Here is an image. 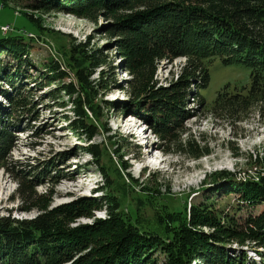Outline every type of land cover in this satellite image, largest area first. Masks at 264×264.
<instances>
[{"label":"trees","instance_id":"1","mask_svg":"<svg viewBox=\"0 0 264 264\" xmlns=\"http://www.w3.org/2000/svg\"><path fill=\"white\" fill-rule=\"evenodd\" d=\"M28 1L31 10L71 14L93 23L102 12L112 16L115 24L110 31L119 38L116 46L122 58L119 69L130 77L126 82L128 88L122 89L133 110L128 117H141L140 108H133L146 100L150 104V120L161 119L156 132L165 144L174 143L171 139H175V127L180 119L192 118V109H187L190 99L221 122H241L255 109L258 118L264 120V0ZM0 2L2 8L8 0ZM23 17L36 31V26ZM4 27L9 28L10 34L0 35V56L5 54L16 63L13 66L0 60V76L5 81L18 80L23 78L19 73L22 57L28 53L25 30L1 26L0 31ZM76 47L71 50L68 62L73 68L71 73L62 71L51 58L44 68L51 74V81L61 82L70 75L74 78L73 82L62 84L58 93L67 96L72 109L70 129L90 142L96 132L90 122H97L99 115L95 89L101 85L90 81L85 71L92 75L108 63L104 56H94L101 52L92 49L89 43H79ZM178 58H184L185 63L177 75L172 76L168 86L156 88L154 78L159 64ZM214 60L224 66L241 65L247 69L249 87L230 91L227 85L209 101L202 93L209 82L208 67ZM111 80L119 86L114 74ZM9 83L11 92L0 91L9 110H0V159L15 143L13 134L17 126L9 124L10 117L26 109L27 99L31 97L30 88L25 94ZM142 117L149 123L148 117ZM89 144L82 152L100 168L104 179L101 189L108 191V196H99L97 201L81 197L56 210L45 206L30 220L0 218V264H159L150 256L158 250L164 259L162 264H247V252H234L232 244L250 248L259 257V264H264V155L255 156L260 170L254 180L237 182L236 176L224 171L208 176L226 183V196L236 195L242 207L262 206L258 213L250 212L240 221L217 214L210 207V199L202 205L184 204L180 210L172 209L147 188H139L135 204L129 203L126 195L132 192L128 188L131 185L111 181L108 170L100 164L104 153L99 146ZM197 144L190 137L180 144L179 152L194 160L210 154L206 144ZM121 169L125 170L124 166ZM132 182L130 178L129 183ZM31 188L34 186H29L27 191ZM122 201L128 203L123 208ZM102 204L104 219L70 227L74 219H92L91 212L102 210ZM145 209L151 211L146 219L140 217Z\"/></svg>","mask_w":264,"mask_h":264},{"label":"rangeland","instance_id":"2","mask_svg":"<svg viewBox=\"0 0 264 264\" xmlns=\"http://www.w3.org/2000/svg\"><path fill=\"white\" fill-rule=\"evenodd\" d=\"M29 7L28 0H8L0 7V27L24 28V43L28 48L19 69L23 78L5 81L0 76V91L11 92L9 82L25 94L31 89V97L26 102L27 110L14 112L10 117L9 124L17 127L13 134L14 147L0 159V218L30 220L45 206L48 210H56L81 197L97 201L99 196H108L109 192L101 189L104 179L100 168L93 165L88 154L82 152L89 143L99 146L104 153L100 164L108 170L110 180L131 185L128 188L132 192L126 196L133 205L134 199L139 197L138 191L147 188L175 210L182 209L184 204L202 205L210 199V207L217 214L244 221L250 212L256 214L262 209V206L255 209L242 207L236 195L226 196V183L208 178L219 171L236 176L237 182L258 177L260 168L254 159L255 156L264 155V120L258 118V109L234 124L210 116L206 109L198 106L196 100L190 99L187 109H192V118L177 122L175 139H171L174 143L169 146L161 141L156 132L161 119L155 117L150 120V104L146 100L133 108H140L138 114L141 117L131 116V120L127 117L133 110L128 95L122 89L128 88L126 82L130 77L119 69L122 58L116 46L119 38L110 31L115 24L112 16L102 12L96 15V22L93 23L75 15L49 10L35 11ZM23 16L36 26V31ZM0 33L4 37L10 34L9 30ZM79 43H89L92 49H98L101 53L94 56H104L108 63L92 75L89 70L85 71L90 81L105 87L95 89L99 115L97 122H90L96 131L90 142L70 129L73 112L67 96L58 93L62 84L73 82L74 78L70 75L61 82H54L45 69L47 59L51 58L62 71L71 73L73 68L68 65L71 50L77 49ZM0 60L13 66L16 63L5 54L0 56ZM184 63V58L161 62L154 78L156 88L168 86L172 76L177 75ZM208 71L209 82L202 94L209 101L227 85L230 91H240L250 85L249 71L241 65L224 66L214 60ZM113 74L119 86L113 84ZM63 104L65 106L61 108ZM0 110L9 112L8 102L1 96ZM142 115L148 117L149 123L144 122ZM137 131L141 135L147 132L143 140ZM190 137L197 141L198 146L206 144L210 154L194 160L179 152L180 144ZM130 178L133 179L132 183H129ZM28 182L31 185H25ZM28 185L34 188L27 191ZM20 191L24 193L23 196ZM122 202L121 208L128 204ZM101 206L102 210L91 212L92 219H74L70 227L90 225L93 219H104L105 207L103 204ZM150 216L151 211L145 209L140 217L146 219ZM204 232L208 230L204 229ZM231 249L234 252L246 251L247 264H259V257L250 248L232 244ZM159 253L160 250L150 256L162 264L164 259Z\"/></svg>","mask_w":264,"mask_h":264},{"label":"bare ground","instance_id":"3","mask_svg":"<svg viewBox=\"0 0 264 264\" xmlns=\"http://www.w3.org/2000/svg\"><path fill=\"white\" fill-rule=\"evenodd\" d=\"M129 120H131V117L129 118ZM138 130H140V129H138ZM136 133L140 134L141 132L137 131ZM138 134H136V135H138ZM146 134H147V132L143 133V135L140 134L141 135L140 137H142V139H143L144 136H146Z\"/></svg>","mask_w":264,"mask_h":264},{"label":"built area","instance_id":"4","mask_svg":"<svg viewBox=\"0 0 264 264\" xmlns=\"http://www.w3.org/2000/svg\"><path fill=\"white\" fill-rule=\"evenodd\" d=\"M7 29H9L8 27H4V28H1L2 31L6 32Z\"/></svg>","mask_w":264,"mask_h":264},{"label":"clouds","instance_id":"5","mask_svg":"<svg viewBox=\"0 0 264 264\" xmlns=\"http://www.w3.org/2000/svg\"><path fill=\"white\" fill-rule=\"evenodd\" d=\"M128 117V116H127Z\"/></svg>","mask_w":264,"mask_h":264}]
</instances>
